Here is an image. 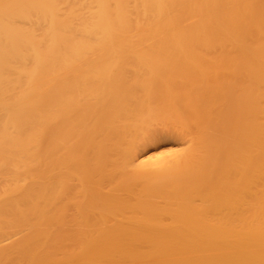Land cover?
I'll return each mask as SVG.
<instances>
[{
	"label": "bare ground",
	"instance_id": "bare-ground-1",
	"mask_svg": "<svg viewBox=\"0 0 264 264\" xmlns=\"http://www.w3.org/2000/svg\"><path fill=\"white\" fill-rule=\"evenodd\" d=\"M0 264H264V0H0Z\"/></svg>",
	"mask_w": 264,
	"mask_h": 264
}]
</instances>
